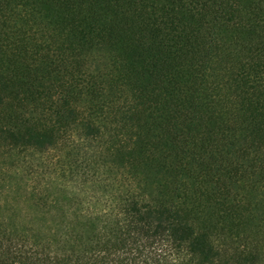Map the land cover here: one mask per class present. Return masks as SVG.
<instances>
[{"label": "trees", "instance_id": "16d2710c", "mask_svg": "<svg viewBox=\"0 0 264 264\" xmlns=\"http://www.w3.org/2000/svg\"><path fill=\"white\" fill-rule=\"evenodd\" d=\"M0 264H264V0H0Z\"/></svg>", "mask_w": 264, "mask_h": 264}, {"label": "rangeland", "instance_id": "374dc122", "mask_svg": "<svg viewBox=\"0 0 264 264\" xmlns=\"http://www.w3.org/2000/svg\"><path fill=\"white\" fill-rule=\"evenodd\" d=\"M217 32V34H219V35H228L229 33H231V32H229V30H225V29H220V30H218V31H216Z\"/></svg>", "mask_w": 264, "mask_h": 264}]
</instances>
